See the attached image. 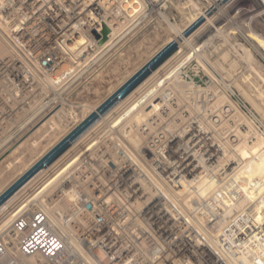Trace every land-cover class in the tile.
Returning <instances> with one entry per match:
<instances>
[{
	"label": "built area",
	"instance_id": "2783aa9c",
	"mask_svg": "<svg viewBox=\"0 0 264 264\" xmlns=\"http://www.w3.org/2000/svg\"><path fill=\"white\" fill-rule=\"evenodd\" d=\"M166 1L141 0L145 6ZM123 3L1 0L0 31L12 51L2 62V82H73L76 67L93 62L100 69L120 24L137 14L128 17ZM75 28L87 40L71 50ZM60 65L67 68L59 75ZM184 65L177 66L179 80L195 91L184 94L172 76L150 96L149 115L96 128L84 138L61 182L77 194L61 220L75 227L73 242L33 206L10 223L14 238L0 241V258L9 245L38 252L41 264H264V217L256 219L254 206L244 204L257 182L244 174L237 149L245 140L234 135L258 133L257 127L229 101L224 114L232 125L221 129L217 117L207 118L219 107L217 97L196 94L194 79H181ZM198 119L210 123L196 145L184 133Z\"/></svg>",
	"mask_w": 264,
	"mask_h": 264
},
{
	"label": "rangeland",
	"instance_id": "374dc122",
	"mask_svg": "<svg viewBox=\"0 0 264 264\" xmlns=\"http://www.w3.org/2000/svg\"><path fill=\"white\" fill-rule=\"evenodd\" d=\"M184 1L167 0L163 6L142 4L135 18L118 27L116 38L102 54L100 69L95 70L93 62L82 69L76 67L73 82H2L0 70V169L4 170H0V192L167 44L173 33L190 24L189 16L198 11L183 6ZM194 1L204 11L213 4L212 0ZM222 7L211 15L213 27L207 34L210 37L208 43L194 51L197 46L195 37L189 43L182 42L186 47L184 53L172 60L162 72L168 74L187 61L181 79L188 82L187 77L193 78L194 85L200 90L196 94L223 96L225 102H233L243 117L248 122L252 121L253 128L257 127L258 134L264 136V0H229ZM247 53L253 57L250 62L246 61ZM169 82H173V77L164 79L157 76L144 91L135 94L137 98L134 95L126 107L111 118L107 117L97 128H109L114 122H133V112L147 104L150 96L153 97L160 86H167ZM56 111H61L64 117L57 114L52 128L45 126L40 130V125ZM28 135L31 138L21 144ZM84 140L77 145L76 151L73 150L75 161L84 148ZM67 158L65 156L58 167L39 174L36 183L24 192L26 194L19 195L22 190L8 203L14 206L8 208L7 204V210H0V240L7 239L8 223L16 213L40 206L41 198L51 201L58 197L57 190L64 173L71 167L68 164L72 161ZM6 165H9L8 169ZM255 180L253 201L260 199L264 186L263 172Z\"/></svg>",
	"mask_w": 264,
	"mask_h": 264
},
{
	"label": "bare ground",
	"instance_id": "6f19581e",
	"mask_svg": "<svg viewBox=\"0 0 264 264\" xmlns=\"http://www.w3.org/2000/svg\"><path fill=\"white\" fill-rule=\"evenodd\" d=\"M125 3L122 4V10L126 12V15L132 16L134 13H137L139 9H141L142 7V2L141 0H124ZM213 4L211 6H209L205 11L200 7L201 5H198L194 0H185L182 5L185 7H190L191 10L195 9L198 12L194 13L192 15H190L189 17L191 18V22L190 24L186 27L188 28L190 25H192L196 20H198L200 17L203 18V20L201 21V23H199L197 25V27L191 32V34H189L188 36H185L183 33L186 30V28H184L183 30H178L175 33H173V37L172 39L167 42L170 43L171 41H175L177 44L176 49L164 60L162 61V63L156 67L150 74L149 76L144 79L143 82H141L137 87H135L132 91H130L124 98H121L119 101H117V103H115L110 110H108L104 115L100 116L98 121L90 128L88 129L85 133H83L82 135H80V137H78L75 141H73L69 147H67V149H65V151L62 152V154L60 156H58L52 163H50L49 165H46L45 167H43L34 177H32L21 189H19L11 198H9L3 205H1L0 210L3 208H5L7 210V206L9 205L8 203L10 201H13L14 198L19 194V195H23V193L28 189H30L29 187L31 185H33L34 183H36V177L40 175L42 172L44 173V171H49V169L52 170L53 167H56L59 163H61L62 160H64L65 156H67V160L72 161L71 163H69L68 165H73L74 161H75V155L73 153V150H75V148L77 147V145L82 141L83 139L89 135V133L95 131V129L97 127H99V124H102V121L104 122V120L107 117L113 116L114 114H117L120 110H122V108L126 107L128 105V103L131 101V99H134L133 96L135 94H139L140 92L144 91L145 88H147V86L152 83V81L157 77V76H161L164 79L169 78L174 76L175 77V81L178 83L177 85H179L182 89H183V93L187 94L186 91L190 92V91H195V90H191V87L189 84L179 80V73L176 71L177 67L174 68L173 70H171L168 74L163 73V69L171 63L172 60L179 58L180 55H182L184 53V48L185 45L182 44L183 43H189L192 38L195 37L196 39V47L194 48V51H198L200 50L202 47H204L208 41H209V34L211 32V27H213V21H212V17L211 15L214 14V12L216 10H222L223 4H227L228 1H222V0H217V1H213ZM1 3V0H0ZM1 6V4H0ZM184 7V8H185ZM224 10V9H223ZM224 13V12H223ZM1 26V25H0ZM75 26H72L71 28H73ZM69 28V29H71ZM75 29H77L78 31H76ZM73 33H77L76 36L71 37L70 40V44H68L70 46L71 50H75L80 48L81 44H83L84 42H86L85 37L83 35L82 30L75 28ZM217 30V29H216ZM61 32V31H60ZM194 40V39H193ZM106 42V41H105ZM104 42V43H105ZM166 45V44H165ZM164 45V46H165ZM163 46V47H164ZM238 46V45H237ZM160 50V49H159ZM158 50V51H159ZM157 51V52H158ZM156 52V53H157ZM246 52V51H245ZM155 53V54H156ZM196 53V52H195ZM154 54V55H155ZM12 55V51L9 48L8 44L5 42V40H3L1 32H0V70L2 69V62L3 59L5 57L11 56ZM153 55V56H154ZM152 56V57H153ZM240 56V55H239ZM151 57V58H152ZM246 61L250 62V60H252V55L250 53H247V55L245 56ZM242 58V57H241ZM191 59V58H190ZM189 59V60H190ZM244 60V59H243ZM245 61V63L247 64V62ZM147 62V61H146ZM145 62V63H146ZM187 62V61H186ZM185 62V63H186ZM144 63V64H145ZM183 63V65L185 64ZM232 64V63H231ZM66 66V65H65ZM64 65H60L59 66V70L56 72V74H62L64 71H66ZM169 66V65H168ZM182 66V65H181ZM141 67V66H140ZM139 67V68H140ZM180 67V66H179ZM138 68V69H139ZM137 69V70H138ZM165 71V70H164ZM55 74V76H56ZM59 74V75H60ZM132 75V74H131ZM130 75V76H131ZM129 76V77H130ZM128 77V78H129ZM19 83V82H17ZM23 83V82H22ZM53 83H57V82H52ZM60 83V82H59ZM29 84V83H28ZM24 86V85H23ZM30 86V85H29ZM19 87V86H18ZM200 90H196V92H199ZM136 96V95H135ZM134 96V97H135ZM213 97L217 96V95H212ZM138 96H136L137 98ZM154 99V98H153ZM153 99H151L147 104L142 105L140 107H138L136 109V111H134L133 113L135 114V118L133 121L134 122H138L139 120H141L143 117L147 116L150 114L149 112V108L151 107L152 101H154ZM224 97L220 96L215 100L214 103V107H216L217 105L219 106L217 109L215 110H211L210 113L207 115V118H213V117H217V122L219 125V128L224 129L225 127H229L230 125H232V123L230 122L231 118L227 115L224 114L227 112V110H225L226 106H228V101H224ZM224 102V103H223ZM223 103V104H222ZM221 104V105H220ZM99 105V104H98ZM97 105V106H98ZM97 106L93 107L91 112H93ZM221 110H223L224 112H222ZM90 112V113H91ZM61 113V111H56V113L52 114L51 116L48 117V119H46L39 127V129H43L42 127L45 128V126H49L50 128H52V126H54L56 124V120L55 116L57 117V114ZM89 113V114H90ZM132 113V114H133ZM62 114V113H61ZM65 114L60 115V118H63ZM61 120V119H60ZM107 120V119H106ZM105 120V121H106ZM109 120V119H108ZM210 119L207 122H203V120L198 119L196 121H194V124L190 127L189 131H185L184 136L185 138H188L189 141H193L194 143H196V145H199L200 143L204 142V139L207 136V128L209 126V122ZM114 122V121H113ZM230 122V123H229ZM121 123V122H114L113 126H115L116 124ZM56 127V126H55ZM40 129V130H41ZM39 131V130H37ZM246 133H241L238 132L236 130H234V135H236V138H238L239 141H241V138L244 137V142L243 144L237 149L239 156L244 160V174L248 177V178H254L256 179V176L260 173L263 172L264 174V136L258 134V133H251L250 129H246ZM66 135V134H65ZM64 135V136H65ZM63 136V137H64ZM62 137V138H63ZM30 135H28L26 138H24V140L22 141L21 144H23L24 142H27L30 139ZM61 140V139H60ZM34 141V140H33ZM58 142V141H57ZM19 144V145H21ZM55 145V144H54ZM53 145V146H54ZM52 146V147H53ZM51 147V148H52ZM5 151V150H4ZM3 151V152H4ZM47 152V151H46ZM45 152V153H46ZM44 153V154H45ZM3 154V153H2ZM43 154V155H44ZM80 154V153H79ZM41 155V157L43 156ZM39 157V159L41 158ZM79 158V157H78ZM38 159V160H39ZM7 160V159H6ZM37 162V161H36ZM76 162V161H75ZM8 163V161H7ZM3 164V162H2ZM6 164V163H5ZM10 164V163H9ZM34 164V163H33ZM32 164V165H33ZM31 165V166H32ZM1 166V163H0ZM7 166V165H6ZM11 166V164H10ZM30 166V167H31ZM4 167V166H3ZM29 167V168H30ZM58 167V166H57ZM9 168V165L7 166V169ZM28 168V169H29ZM6 169V168H5ZM27 169V170H28ZM3 170V169H0ZM26 170V171H27ZM50 170V172H51ZM4 171V170H3ZM1 171V172H3ZM25 172V171H24ZM23 174V173H22ZM45 174V173H44ZM43 175V174H42ZM21 176V175H20ZM39 179V178H38ZM15 181V180H14ZM38 181V180H37ZM63 182V179L62 181ZM11 185V184H10ZM8 185V187L10 186ZM8 187H6L5 189H7ZM4 189V190H5ZM2 190V192L4 191ZM57 198L53 199L50 201V199H46V198H41L39 199V203L40 206L44 209V211L47 214L48 217V223L51 227V229L57 233L62 239V234H64L66 236V238L64 240L69 241V242H73V237L76 234V230L75 227L73 226H69V225H64L63 222L61 221L62 218L64 217L65 213L67 212L69 206L72 204L73 201H75L76 199V192L73 188L69 189V187L67 186H59L58 190H57ZM0 192V194L2 193ZM255 192L250 193L249 197H247L244 200V204H251L252 206H254V216L256 217V219L260 218L262 219L264 217V186L262 188V192H261V196L260 199H256V200H252V196L254 195ZM26 194V193H24ZM28 195V194H27ZM26 195V196H27ZM22 198V196H20ZM19 197V200H20ZM56 197V196H55ZM23 199V198H22ZM18 200V199H17ZM16 201V200H15ZM14 201V202H15ZM21 201V200H20ZM19 201V202H20ZM17 202V201H16ZM8 204V205H7ZM11 205V204H10ZM8 206V208H11V206ZM6 206V207H5ZM5 210V211H6ZM4 211V210H3ZM22 212V211H21ZM1 213V212H0ZM20 213V211L18 213H16L15 217ZM14 217V218H15ZM13 218V219H14ZM12 219V220H13ZM12 221L10 220V222L8 223V225L11 223ZM11 231V230H10ZM10 231H7V234L5 237L9 238L10 241H13V236L14 233H10ZM1 241V240H0ZM9 241V242H10ZM10 259H16L17 261H19L21 264H41L44 262L43 257L38 253H30V254H26L24 252H22L20 249L16 248V246H6V253L3 257L0 258V264H6Z\"/></svg>",
	"mask_w": 264,
	"mask_h": 264
},
{
	"label": "water",
	"instance_id": "95a60500",
	"mask_svg": "<svg viewBox=\"0 0 264 264\" xmlns=\"http://www.w3.org/2000/svg\"><path fill=\"white\" fill-rule=\"evenodd\" d=\"M229 1V0H222ZM203 20L200 17L192 25L184 31V35L188 36ZM105 40L103 38L102 42ZM177 47L175 41H171L162 47L152 58L136 70L129 78H127L115 91H113L105 100H103L97 108L88 114L79 124L69 131L61 140H59L52 148H50L37 162H35L27 171L19 176L7 189L0 194V207L9 198H11L19 189H21L32 177H34L43 167L52 163L58 156L62 154L69 145L75 141L80 135L90 129L110 108L121 98H124L130 91L137 87L146 79L149 74L158 67Z\"/></svg>",
	"mask_w": 264,
	"mask_h": 264
}]
</instances>
